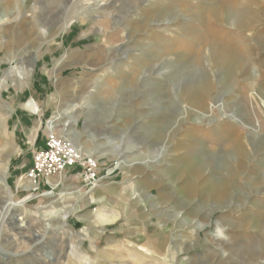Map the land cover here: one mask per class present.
Listing matches in <instances>:
<instances>
[{
	"label": "rangeland",
	"instance_id": "374dc122",
	"mask_svg": "<svg viewBox=\"0 0 264 264\" xmlns=\"http://www.w3.org/2000/svg\"><path fill=\"white\" fill-rule=\"evenodd\" d=\"M51 119L95 180L27 176ZM7 192L0 264H264V0H0Z\"/></svg>",
	"mask_w": 264,
	"mask_h": 264
},
{
	"label": "built area",
	"instance_id": "2783aa9c",
	"mask_svg": "<svg viewBox=\"0 0 264 264\" xmlns=\"http://www.w3.org/2000/svg\"><path fill=\"white\" fill-rule=\"evenodd\" d=\"M58 127L54 120L47 121L45 145L35 153L27 176L34 181L44 179L49 182L55 175L79 163L83 167L84 178L95 180L99 171L97 162L90 156H83L67 129Z\"/></svg>",
	"mask_w": 264,
	"mask_h": 264
},
{
	"label": "bare ground",
	"instance_id": "6f19581e",
	"mask_svg": "<svg viewBox=\"0 0 264 264\" xmlns=\"http://www.w3.org/2000/svg\"><path fill=\"white\" fill-rule=\"evenodd\" d=\"M239 2V1H238ZM240 6V5H239ZM153 7V6H152ZM223 7H225L224 5H223ZM222 7V8H223ZM232 7V6H231ZM231 11V10H230ZM230 11H226V12H218L217 10H216V14H219V15H226L228 18H229V16L230 15H236V13L235 12H230ZM236 11V10H235ZM150 14V13H149ZM151 15V14H150ZM145 17L146 18H148V14H146L145 15ZM220 17V16H219ZM178 19V18H177ZM73 21H72V18L71 17H67L66 18V22H65V24L63 25V28L65 27L66 28V26H69V24L70 23H72ZM225 49V48H224ZM223 50V49H222ZM226 50V49H225ZM228 50V49H227ZM226 50V51H227ZM215 51H217V56H219V58L216 56V58H217V62H219V64H220V62H221V64L223 65H226V66H228L230 63H231V59H232V57L230 58L229 56H228V53L226 52H221V50L220 49H215ZM232 53H233V51H232ZM235 53L236 52H234V55H235ZM230 56H232V54L230 55ZM233 64H234V62H233ZM24 74H26V73H24ZM27 75H28V73L26 74V77H27ZM31 75V74H30ZM24 76V75H23ZM28 78H29V76H28ZM76 106H77V104H75V105H73V106H71V107H68L67 108V112H73L74 110H75V108H76ZM27 107L28 108H30L32 111H34V112H37L38 111V107H37V105H36V103L33 101V100H31V101H29L28 103H27ZM62 115V113H57V117H60ZM55 116V117H56ZM55 117H53L54 118V120L57 122L58 121V119H57V117L55 118ZM67 124V127L69 126V123H66ZM70 124H72V123H70ZM72 130H73V128H71ZM69 133H71V131H69ZM6 182V181H5ZM9 192H7V195H8V197H7V203L5 204L6 206H5V208L4 209H6V211H5V214L3 215V217H2V219H1V225H2V223H4L5 222V219H7V218H9V214L11 213V211H12V209H13V207L14 206H16L17 204L12 200V197H11V195L10 194H8ZM216 199H218V200H220L219 199V197L218 198H216ZM12 214V213H11ZM39 242H41V240H39L37 243H39Z\"/></svg>",
	"mask_w": 264,
	"mask_h": 264
}]
</instances>
